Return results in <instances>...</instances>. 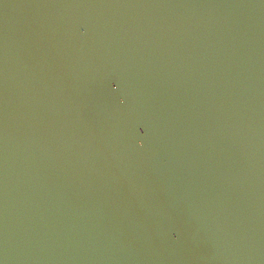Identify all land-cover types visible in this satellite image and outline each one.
Returning a JSON list of instances; mask_svg holds the SVG:
<instances>
[{
  "label": "water",
  "instance_id": "water-1",
  "mask_svg": "<svg viewBox=\"0 0 264 264\" xmlns=\"http://www.w3.org/2000/svg\"><path fill=\"white\" fill-rule=\"evenodd\" d=\"M0 264H264V0H0Z\"/></svg>",
  "mask_w": 264,
  "mask_h": 264
}]
</instances>
